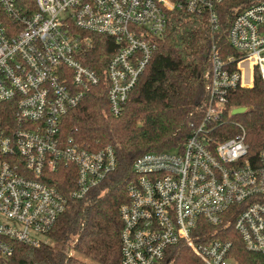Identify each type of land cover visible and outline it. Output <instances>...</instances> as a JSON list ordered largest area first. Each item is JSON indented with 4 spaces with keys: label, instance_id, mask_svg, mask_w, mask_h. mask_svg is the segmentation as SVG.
<instances>
[{
    "label": "built area",
    "instance_id": "built-area-1",
    "mask_svg": "<svg viewBox=\"0 0 264 264\" xmlns=\"http://www.w3.org/2000/svg\"><path fill=\"white\" fill-rule=\"evenodd\" d=\"M227 1L0 0V264H9L14 242L51 245L69 200L117 169L112 146L62 134L66 115L103 81L86 64L92 34L114 41L104 78L119 117L175 11L204 16L216 35L204 117L182 147L134 162L119 209L121 264H157L179 242L196 264H241L237 240L251 256L245 264H264V148L251 157L243 127L221 141L210 128L257 71L264 85V0H243L220 17ZM222 39L235 55L223 57ZM62 171L74 178L68 194L50 184Z\"/></svg>",
    "mask_w": 264,
    "mask_h": 264
},
{
    "label": "trees",
    "instance_id": "trees-1",
    "mask_svg": "<svg viewBox=\"0 0 264 264\" xmlns=\"http://www.w3.org/2000/svg\"><path fill=\"white\" fill-rule=\"evenodd\" d=\"M242 1L224 3L219 8L220 17H226L230 7ZM215 42L216 35L204 16L173 12L123 113L114 117L109 111L104 78L114 41L106 35L92 34L93 45L86 64L103 81L66 115L62 134L65 139L72 138L89 147L112 146L118 160L117 169L83 199L69 200L50 233L51 240L63 249L14 242L9 264H121L123 221L119 209L128 201L126 186L133 178L134 162L146 153L182 147L194 127L202 122L207 101L206 73ZM216 45L224 58L235 55L223 39ZM237 107H246V111L233 115L232 110ZM242 127L250 156L256 157L264 148V85L259 71L252 87L232 91L222 118L210 128L213 138L221 141L236 136ZM50 184L68 194L75 182L62 171ZM203 226L213 230L204 222ZM234 244L241 251V264H245L250 254L240 241ZM197 261L192 250L179 242L169 247L157 264H196Z\"/></svg>",
    "mask_w": 264,
    "mask_h": 264
},
{
    "label": "water",
    "instance_id": "water-1",
    "mask_svg": "<svg viewBox=\"0 0 264 264\" xmlns=\"http://www.w3.org/2000/svg\"><path fill=\"white\" fill-rule=\"evenodd\" d=\"M245 111H246V107H237L232 110V114L237 115V114L244 113Z\"/></svg>",
    "mask_w": 264,
    "mask_h": 264
},
{
    "label": "rangeland",
    "instance_id": "rangeland-1",
    "mask_svg": "<svg viewBox=\"0 0 264 264\" xmlns=\"http://www.w3.org/2000/svg\"><path fill=\"white\" fill-rule=\"evenodd\" d=\"M51 245L54 247V248H57V249H63V246L59 243H56V242H50ZM70 250V249H69Z\"/></svg>",
    "mask_w": 264,
    "mask_h": 264
}]
</instances>
